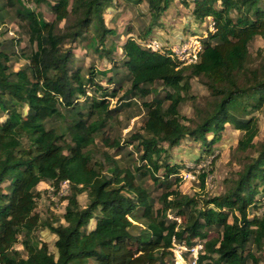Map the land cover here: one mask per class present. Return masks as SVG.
<instances>
[{"label":"trees","instance_id":"obj_1","mask_svg":"<svg viewBox=\"0 0 264 264\" xmlns=\"http://www.w3.org/2000/svg\"><path fill=\"white\" fill-rule=\"evenodd\" d=\"M33 1L47 3L55 19L45 20L23 0L0 5V11L15 9L30 44L29 50H16L20 38L0 40V264H174V243L198 242L203 243L201 264H258L256 253L264 248L258 198L264 194V140L226 191L202 198L173 188L183 164L169 162L162 143L175 147L190 136L211 151L230 124L243 131L238 149L256 146L253 113L264 110V61L256 64L249 46L257 36L264 39V0H193V19L211 18L215 28L202 38L199 59L187 65L133 36L121 43V59L114 58L115 46L104 48L114 31L104 17L113 0ZM173 1L148 0L152 22ZM88 32L85 47L105 55L109 69L75 66L73 43ZM14 56L25 60L17 70L11 64ZM120 68L130 80L121 107L130 105L133 96L152 93L155 82L167 89L142 104L144 132L131 134L128 142L138 141L139 159L146 164L133 167L95 146L120 109L110 104L122 79ZM192 77L207 86L212 100L197 108L195 123L189 125L180 106L190 94ZM99 78L114 86H102ZM101 140L122 147L109 136ZM206 176L201 174L203 187ZM145 178L165 190L154 197L140 182ZM66 180L65 222L42 220L36 211L38 185L50 182L58 192ZM82 193L87 194L85 205L79 201ZM41 225L57 235V255L38 239Z\"/></svg>","mask_w":264,"mask_h":264},{"label":"rangeland","instance_id":"obj_2","mask_svg":"<svg viewBox=\"0 0 264 264\" xmlns=\"http://www.w3.org/2000/svg\"><path fill=\"white\" fill-rule=\"evenodd\" d=\"M23 1L26 6L36 10L45 20L53 21L55 19V14L47 3L36 4L33 0ZM3 2L4 0H0V5ZM185 2L183 0H174L168 9L161 14L160 18L156 22H152L148 0H113L112 5L104 13V17L107 26L114 31L108 34L104 48L115 46L113 56L117 60H120L123 56L120 46L128 36H133L140 43L142 42L141 40L144 41L150 38H156L164 43L162 36L166 34L173 35L181 29H183L185 35L178 43L182 42L189 35H198L202 41V38L208 35L212 19L207 18L204 21L205 23L203 22L204 24L191 20L193 18L191 13L193 0H185ZM217 4H220V2ZM0 16V40H8L14 37L20 38L22 42L16 50L24 46H27L26 49L29 50L30 44L23 28L24 22L17 16L15 9L7 6L4 10L0 11ZM64 23L63 21L61 26ZM148 30H151L149 34L147 33ZM160 31L164 33H160ZM90 35L91 32H88L84 35V39L73 43L75 66L86 68L89 65H93L98 70L109 69L111 64L105 55L100 56L93 50L85 47L90 40ZM176 44L164 43L165 51L169 52L171 45ZM249 49L252 59L256 64L264 61L263 38L257 36L251 42ZM24 63L25 60H17L16 56H14L11 62L16 70ZM128 76L127 70L120 68L119 77L122 79L120 86H115L117 88V96L110 100L112 108L120 106V109L116 112L114 118L108 120L101 134L109 136L111 141L119 140L122 147L119 149L105 144L101 140V135L96 138L95 146L96 149L109 151L110 154L120 158L123 165L133 167L134 165L146 164V162H142L139 159L136 149L138 141L133 140L132 143L128 142V138L133 139L131 134L144 132L143 124L146 109L142 104L144 101H150L155 96H164L167 89L160 82H155L152 85L155 89L152 93L145 96H133L128 99L130 105L121 107V103L127 100H123V96L126 94L125 91L130 87ZM98 81L102 86H109L110 89L114 86L113 84L108 85L106 78H99ZM190 82L192 85L191 91L186 101L180 106V113L184 123L194 125L197 117V108L206 107L212 100V96L207 86L198 77H192ZM253 115L256 116L258 121V134L254 138L256 146L246 151L238 149L239 139L243 131L236 129L230 124L225 125V130L222 132L220 140L212 146L211 151H206L201 141L195 140L190 136L182 139L180 145L175 147H168L166 142L162 143V146L167 148V154H169L167 160L171 163L183 164L178 174L181 177L180 182L178 184L174 183L173 188L179 187L183 193L197 198L215 196L226 191L231 184L230 181L237 177L244 163L257 155V148L264 140V110L255 111ZM211 137L212 134H209L208 138ZM202 173H207L204 187L202 186ZM162 174V170L159 171L158 175L163 176ZM175 178L176 175L170 177L172 181ZM140 182L148 187L156 198L165 190V187L155 185L151 178L140 179ZM37 188L40 191V195L37 198L36 211L40 214L42 220L54 221L56 224V218H60V221L64 223L65 221L62 216L65 212L67 200H64L63 196L68 193V187H61L56 192V188L50 182H41ZM258 198L261 200L259 212H263L264 194L259 195ZM79 201L81 205H85L87 203V194H80ZM156 205L160 206V203L157 202ZM93 226L94 220L91 221L89 228ZM36 234L38 239L47 242L50 251L57 255V235L43 225L37 229ZM210 235L215 236L216 231L212 230ZM17 248L23 250L21 244H18ZM256 255L259 258L258 264H264V248L257 252ZM186 261H189L188 257H186ZM174 264H176V259ZM177 264H182L180 258Z\"/></svg>","mask_w":264,"mask_h":264},{"label":"built area","instance_id":"obj_3","mask_svg":"<svg viewBox=\"0 0 264 264\" xmlns=\"http://www.w3.org/2000/svg\"><path fill=\"white\" fill-rule=\"evenodd\" d=\"M215 28L214 22L210 23V30ZM141 45L146 48H151L152 50H160L165 52L167 55L171 56L173 59L178 60L181 64L187 65L194 63L199 59V55L203 50V43L201 38L197 35H189L182 42L171 45L170 51L166 52L164 43L156 38H150L148 40H141ZM166 45V44H165ZM62 188L68 187L67 180L61 183ZM203 249V243L198 242L193 246H188L186 244H177L174 243L173 250L176 256V264L179 261V258L182 261V264H201L199 262V252ZM188 254V256H187ZM186 257L189 258V261H186Z\"/></svg>","mask_w":264,"mask_h":264},{"label":"crops","instance_id":"obj_4","mask_svg":"<svg viewBox=\"0 0 264 264\" xmlns=\"http://www.w3.org/2000/svg\"><path fill=\"white\" fill-rule=\"evenodd\" d=\"M191 20H194V19L192 18ZM160 33H164V32L160 31ZM184 35H185L184 31H183V29H181L180 31L175 32L173 35H169V34L167 35L166 34L165 36H162V39H163L164 43L176 44L180 41L181 38L184 37Z\"/></svg>","mask_w":264,"mask_h":264}]
</instances>
